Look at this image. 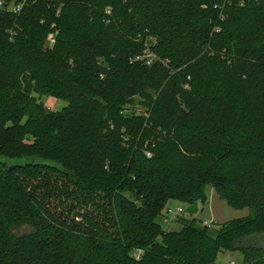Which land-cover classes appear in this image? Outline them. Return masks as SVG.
<instances>
[{
  "label": "trees",
  "instance_id": "16d2710c",
  "mask_svg": "<svg viewBox=\"0 0 264 264\" xmlns=\"http://www.w3.org/2000/svg\"><path fill=\"white\" fill-rule=\"evenodd\" d=\"M0 1V264H264V0Z\"/></svg>",
  "mask_w": 264,
  "mask_h": 264
},
{
  "label": "rangeland",
  "instance_id": "374dc122",
  "mask_svg": "<svg viewBox=\"0 0 264 264\" xmlns=\"http://www.w3.org/2000/svg\"><path fill=\"white\" fill-rule=\"evenodd\" d=\"M40 101L45 107L51 110H60L66 103L64 101L55 99L50 96H42ZM181 208L182 213L177 217L195 218L199 221L200 226L205 223L210 228V232L214 233L218 227L232 219L244 218L252 214V210L245 208L242 210H234L221 201L214 190L211 187L206 189V202L204 204L197 203L195 206H189L179 202L168 204L163 212V215L157 219L161 226L166 230L168 227L170 230L178 231L180 225L176 222H168L169 217L167 211L169 209ZM176 218V219H177ZM248 242L264 249V233L260 235H253L247 238ZM137 255V254H136ZM217 264H242V255L239 252H225L219 253L216 259Z\"/></svg>",
  "mask_w": 264,
  "mask_h": 264
},
{
  "label": "built area",
  "instance_id": "2783aa9c",
  "mask_svg": "<svg viewBox=\"0 0 264 264\" xmlns=\"http://www.w3.org/2000/svg\"><path fill=\"white\" fill-rule=\"evenodd\" d=\"M2 5V2L0 1V6ZM15 10H18V8H16ZM54 39L50 38V43H53ZM182 213V209L177 207L174 210L173 209H169L167 211V216L169 217V219H175L177 216H179ZM204 225H207L206 223ZM208 226V225H207ZM233 264V263H231Z\"/></svg>",
  "mask_w": 264,
  "mask_h": 264
},
{
  "label": "crops",
  "instance_id": "0c3cea01",
  "mask_svg": "<svg viewBox=\"0 0 264 264\" xmlns=\"http://www.w3.org/2000/svg\"><path fill=\"white\" fill-rule=\"evenodd\" d=\"M174 202H177V201H169L168 204H173ZM167 204V205H168ZM180 204V203H179Z\"/></svg>",
  "mask_w": 264,
  "mask_h": 264
},
{
  "label": "water",
  "instance_id": "95a60500",
  "mask_svg": "<svg viewBox=\"0 0 264 264\" xmlns=\"http://www.w3.org/2000/svg\"><path fill=\"white\" fill-rule=\"evenodd\" d=\"M169 228V227H168ZM168 228L166 230H168Z\"/></svg>",
  "mask_w": 264,
  "mask_h": 264
}]
</instances>
